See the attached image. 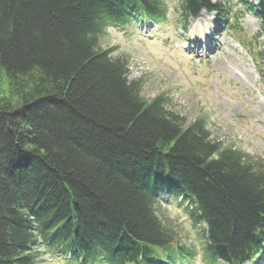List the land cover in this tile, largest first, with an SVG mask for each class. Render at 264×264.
Masks as SVG:
<instances>
[{"label":"trees","instance_id":"obj_1","mask_svg":"<svg viewBox=\"0 0 264 264\" xmlns=\"http://www.w3.org/2000/svg\"><path fill=\"white\" fill-rule=\"evenodd\" d=\"M179 1L184 19L222 9ZM165 16L162 0H0V264H38L40 240L83 264L195 258L191 234L159 215L168 191L209 225L205 264L217 243L235 263L263 255L264 161L203 118L187 125L166 95L144 98L127 58L102 49L109 25Z\"/></svg>","mask_w":264,"mask_h":264},{"label":"rangeland","instance_id":"obj_2","mask_svg":"<svg viewBox=\"0 0 264 264\" xmlns=\"http://www.w3.org/2000/svg\"><path fill=\"white\" fill-rule=\"evenodd\" d=\"M166 1L175 13L171 11L169 23L161 30L146 37L140 33L125 36L115 28L109 29L102 39V49L114 48L115 56L127 58L130 80L143 81L144 98L152 100L164 93L170 110L179 113L187 125L203 118L212 138L246 154L264 157V90L255 68L257 50L253 45L242 50L222 30L218 37L222 51L211 55L210 64L196 62L185 46L195 36L192 29L197 21H189L184 32L176 12L178 2ZM242 22L248 28L244 34L253 35L258 30L254 16L248 15ZM259 46L264 50L262 40ZM160 212L167 219H178L188 233L190 225L184 212L172 208ZM41 252L43 264H64L50 251Z\"/></svg>","mask_w":264,"mask_h":264},{"label":"water","instance_id":"obj_3","mask_svg":"<svg viewBox=\"0 0 264 264\" xmlns=\"http://www.w3.org/2000/svg\"><path fill=\"white\" fill-rule=\"evenodd\" d=\"M217 251H218L219 256H221L224 259L226 258L227 255L222 252L221 248L218 247Z\"/></svg>","mask_w":264,"mask_h":264},{"label":"bare ground","instance_id":"obj_4","mask_svg":"<svg viewBox=\"0 0 264 264\" xmlns=\"http://www.w3.org/2000/svg\"><path fill=\"white\" fill-rule=\"evenodd\" d=\"M221 27V26H220ZM219 29H222V28H219ZM203 35H204V37L206 38V40H208V35H205L204 33H203Z\"/></svg>","mask_w":264,"mask_h":264}]
</instances>
